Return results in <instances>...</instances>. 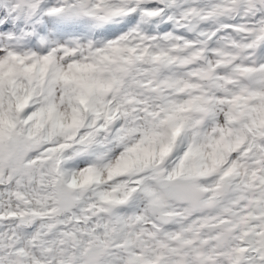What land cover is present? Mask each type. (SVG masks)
<instances>
[{
  "label": "snow or ice",
  "instance_id": "snow-or-ice-1",
  "mask_svg": "<svg viewBox=\"0 0 264 264\" xmlns=\"http://www.w3.org/2000/svg\"><path fill=\"white\" fill-rule=\"evenodd\" d=\"M0 264H264V0H0Z\"/></svg>",
  "mask_w": 264,
  "mask_h": 264
}]
</instances>
